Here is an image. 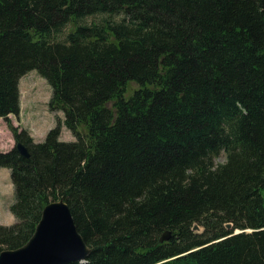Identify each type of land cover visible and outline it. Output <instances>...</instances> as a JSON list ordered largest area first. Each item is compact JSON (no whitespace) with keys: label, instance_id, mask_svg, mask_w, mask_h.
<instances>
[{"label":"trees","instance_id":"1","mask_svg":"<svg viewBox=\"0 0 264 264\" xmlns=\"http://www.w3.org/2000/svg\"><path fill=\"white\" fill-rule=\"evenodd\" d=\"M32 70L63 119L9 124L0 252L63 200L90 248L67 264H264V0H0V117Z\"/></svg>","mask_w":264,"mask_h":264},{"label":"rangeland","instance_id":"2","mask_svg":"<svg viewBox=\"0 0 264 264\" xmlns=\"http://www.w3.org/2000/svg\"><path fill=\"white\" fill-rule=\"evenodd\" d=\"M66 27L65 29H67ZM20 110L18 114H9L8 118L0 117V151L5 152L15 146L12 128L17 131L26 130L34 141H43L45 134L56 124V117L63 119L62 112H53L49 109L51 87L39 72H26L19 80ZM72 132L62 127L61 141H73ZM224 161V154L217 159V163ZM14 200L13 184L8 168L0 167V226H12L17 223L16 217L9 212V206Z\"/></svg>","mask_w":264,"mask_h":264},{"label":"water","instance_id":"3","mask_svg":"<svg viewBox=\"0 0 264 264\" xmlns=\"http://www.w3.org/2000/svg\"><path fill=\"white\" fill-rule=\"evenodd\" d=\"M15 146L23 156H29L22 143H16ZM73 221L71 211L63 200L49 202L42 210L30 239L18 248L2 250L0 264H67L85 261L90 248ZM194 229H198V226L195 225ZM238 231L236 229L234 233ZM168 238L169 234L164 233L160 240Z\"/></svg>","mask_w":264,"mask_h":264},{"label":"clouds","instance_id":"4","mask_svg":"<svg viewBox=\"0 0 264 264\" xmlns=\"http://www.w3.org/2000/svg\"><path fill=\"white\" fill-rule=\"evenodd\" d=\"M16 144V143H15Z\"/></svg>","mask_w":264,"mask_h":264}]
</instances>
